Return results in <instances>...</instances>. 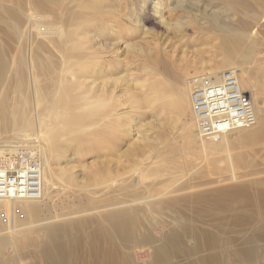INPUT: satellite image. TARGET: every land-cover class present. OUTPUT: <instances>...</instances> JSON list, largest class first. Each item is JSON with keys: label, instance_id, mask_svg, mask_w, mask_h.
Here are the masks:
<instances>
[{"label": "bare ground", "instance_id": "obj_1", "mask_svg": "<svg viewBox=\"0 0 264 264\" xmlns=\"http://www.w3.org/2000/svg\"><path fill=\"white\" fill-rule=\"evenodd\" d=\"M263 22L264 0H0V264H262L264 102L247 49ZM159 27L179 41L191 28L209 58L166 61ZM135 104L246 174L155 171L143 196L131 190L146 178L107 168L101 189H76L69 148H115Z\"/></svg>", "mask_w": 264, "mask_h": 264}, {"label": "rangeland", "instance_id": "obj_2", "mask_svg": "<svg viewBox=\"0 0 264 264\" xmlns=\"http://www.w3.org/2000/svg\"><path fill=\"white\" fill-rule=\"evenodd\" d=\"M213 7L215 9H218L215 6V4H213ZM219 12H221V11H219ZM148 27L154 28V24L152 22H150L148 24ZM159 28H156V30H155L156 32H157V30H159L157 32V34H159V33L161 34V35L159 34L161 38L157 42H159L161 45H164L162 47H164L165 49H167L166 51H168L167 52L168 55H165L166 61H174L177 64H185V63H187L186 61H189L190 59H191V61L194 62L195 60H198V57H201L204 59H205V57H206V59L209 58V55L211 53L208 52L209 49H207V48H211L210 44L204 43V44L196 45L197 42H194V38L197 36V34L195 36V33L193 32V30L191 28L187 29V33L189 34L190 39L186 38V40H183V41H181V40L179 41V39L177 37H174V35L172 33H168L170 35H167L166 32L164 31V29L162 30V28H160V29ZM260 31H262V32H260ZM258 32L264 33V22L262 23V26L258 29ZM166 37H168V38H166ZM173 42H175V44H173ZM209 43H211V42H209ZM152 44H154V43H152ZM167 46H169V47H167ZM193 46H196V47L194 48ZM255 46H257V47H254L252 44L248 47L247 50L250 51L251 53H253V55H254L255 59H253V63L260 62V64L258 66L260 67L261 75L259 78L258 77L256 78V75H253V76L256 79V81L261 82V84L259 86L260 92L258 94V97L255 98L257 101L256 104L261 107V105L264 102V40L262 41V43H258ZM199 48H201V50ZM185 52H186V54L184 55ZM201 54H203V56ZM180 58L183 61L180 60ZM250 64L251 63H249L248 65H250ZM135 69H136V71H138L137 67H135ZM135 69H134V71H135ZM131 72L132 71H130L128 73H131ZM125 73H127V72H125ZM138 75L142 76V74H138ZM260 78L262 80H260ZM124 94L125 93H121L120 96H123ZM125 98H126V96H125ZM134 106H135V108H133V110L131 108L130 109L126 108V110H125V111H129L128 115H129L130 119L127 118V123L129 124V125H127V128L128 129L130 128V129L127 130V132L125 133V134H127V136L124 134H122V136H120V139L117 141L118 143H117L115 148L103 150V149H98L95 147H90L88 145H86V147L80 151H72L71 150V148H73L72 146L69 148L70 150L67 152L66 157L63 159L61 166H65L64 168H67L69 173H71L75 177L73 184H74L76 189L81 188L85 184H86V186H88L89 188L94 189V190L101 189L102 188L101 185L99 186V188L95 187V184L99 183V181L96 180L94 174L96 173V171H99V170L106 171L107 168H111L114 170L115 173H113V176L120 177V179H123L124 181H126V179H127V182L133 178H135L137 180L140 177L146 178V179H144V182L142 184H140V185L138 184L139 188L137 186V188H133L131 190L132 194L138 192L143 196L144 195H150V190H153L154 188H156V187H153L154 182H158V181L162 180L161 177L159 178L156 175H152L155 171L160 172V174L161 173L169 174L170 172H172V176L175 177V176L182 175L183 173L187 172L189 169V171H191L190 173H193L191 175H193L195 177H199L201 179L203 177L204 179H206L208 181L211 180V182L218 179V176L220 174H221L220 175V177H221L222 175H230V174H232V172L234 173L235 171L237 172L238 170H239V172H238L239 174H242V173L246 174L245 168L243 166L233 164L232 167L228 168V165L230 164V166H231L232 163L227 162L228 164H226V161H223V164H222V161L218 160V158H217L218 156H216V157H211V156L209 157L208 156L207 157L204 154L205 151L203 149L206 146L205 143H204L205 145L203 144L199 148L198 143H194L193 140H191L190 138L183 135L184 130H185V123H180L181 121L180 122L178 121L177 124L176 123L173 124V122L171 120H167V121L164 120L163 122L165 125L161 127V126H158L159 125L158 122L154 121V118H152V117L144 118L143 117L142 113L144 111H148V110L141 109L138 106H136V104ZM136 107L139 109H137ZM174 125H176V129H175ZM163 127H164L163 131H165L164 133L166 136L164 142H163V140L159 139L158 135H157L159 133L158 131L161 128L163 129ZM166 133H167V135H166ZM178 133H180V134H178ZM141 138L142 139L145 138L144 139L145 141L142 140ZM145 142H149V143L151 142L153 144L155 143L154 145H156V146L153 149L149 148L145 152H141V151L139 152L140 148L142 147L143 144H145ZM192 144H194V145L192 146ZM192 147H193V149H192ZM193 152H196V153H193ZM108 153H109V155H108ZM200 155H201V157H200ZM145 158H148L149 161H151L154 165L150 164L151 165L150 168H147V166H148L147 165L146 166L147 169H145V168L142 169L141 168L142 164L140 166V163ZM169 161L177 162L178 165L175 167H170L169 164H167ZM236 167H237V169H236ZM239 168L242 169V171H240ZM170 169H172V170H170ZM196 170L199 172H196ZM123 172L126 173V175ZM217 172L220 174L218 175ZM68 175L69 174H65V177H68ZM168 177H170V176H168ZM168 177H166V178H168ZM150 184H152V185H150ZM151 186H152V189L149 188ZM134 190H136V191H134ZM173 194L174 195H180V194H184V193L183 192H176ZM259 244H260V242H259ZM261 246H262L261 250L264 253V241H261ZM147 256L148 255L145 253L144 257L147 258ZM262 264H264V259L262 260Z\"/></svg>", "mask_w": 264, "mask_h": 264}, {"label": "built area", "instance_id": "obj_3", "mask_svg": "<svg viewBox=\"0 0 264 264\" xmlns=\"http://www.w3.org/2000/svg\"><path fill=\"white\" fill-rule=\"evenodd\" d=\"M227 74H229V73H227ZM215 96H217V95H215ZM214 96V97H215ZM220 96H223V94H220ZM209 97V96H208ZM220 98H222V97H220ZM223 99H221V103H224V108H226V107H228L229 106V103L228 102H224V101H222ZM198 112L200 113V111L198 110ZM200 114H205V116H208V114L207 113H200ZM231 115V114H230ZM232 117V119H233V121L235 120V119H237L236 121H238V117L237 116H231ZM230 118H228L227 120H229ZM241 120H245V119H241ZM236 121H234V122H236ZM241 124V123H240ZM31 183V182H30ZM36 190H38V188L40 187V185H39V177L37 176V178H36ZM36 190L35 191H33V190H30V189H27V190H25L26 192H28V193H30V194H33V193H36ZM18 211H19V209H18ZM23 216V215H22ZM2 217L5 219V220H9V216H7L5 213H2ZM24 217V216H23Z\"/></svg>", "mask_w": 264, "mask_h": 264}]
</instances>
